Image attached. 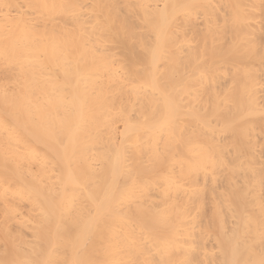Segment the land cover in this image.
Wrapping results in <instances>:
<instances>
[{
    "label": "bare ground",
    "instance_id": "6f19581e",
    "mask_svg": "<svg viewBox=\"0 0 264 264\" xmlns=\"http://www.w3.org/2000/svg\"><path fill=\"white\" fill-rule=\"evenodd\" d=\"M0 264H264V0H0Z\"/></svg>",
    "mask_w": 264,
    "mask_h": 264
}]
</instances>
